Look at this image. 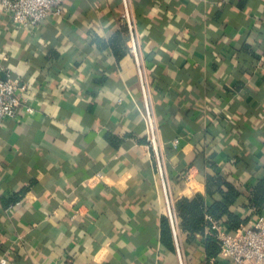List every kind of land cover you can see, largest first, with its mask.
<instances>
[{"label":"crops","instance_id":"1","mask_svg":"<svg viewBox=\"0 0 264 264\" xmlns=\"http://www.w3.org/2000/svg\"><path fill=\"white\" fill-rule=\"evenodd\" d=\"M175 201L221 173L254 226L264 178V0H130ZM122 0H65L15 26L0 6V76L26 106L0 127V259L6 264H179L166 219ZM118 33L123 39L110 46ZM177 141L175 147L173 142ZM240 228V229H241ZM178 238L186 264L204 238ZM173 240V239H172Z\"/></svg>","mask_w":264,"mask_h":264},{"label":"built area","instance_id":"2","mask_svg":"<svg viewBox=\"0 0 264 264\" xmlns=\"http://www.w3.org/2000/svg\"><path fill=\"white\" fill-rule=\"evenodd\" d=\"M65 0H0L3 12L10 17L12 23L19 27L37 28L49 16H61ZM124 14L121 22L128 35V50L133 57L143 99V109L148 126L147 146L151 150L161 191L164 197L166 219L169 223L179 264H186L178 238L180 221L171 191V180L168 171L164 142L161 138L160 126L156 119L151 98V88L145 74V66L140 45L137 24L130 0H122ZM26 86L17 78L8 75L0 76V127L6 119H13L23 109L32 113L34 109L26 106L24 99L18 94ZM175 147L177 141L173 142ZM213 229L221 245V255L233 264H264V217H260L254 226L241 228L230 233L223 226L214 223ZM0 259V264H6Z\"/></svg>","mask_w":264,"mask_h":264},{"label":"trees","instance_id":"3","mask_svg":"<svg viewBox=\"0 0 264 264\" xmlns=\"http://www.w3.org/2000/svg\"><path fill=\"white\" fill-rule=\"evenodd\" d=\"M118 39H123L121 33H118L115 40L109 41L110 46H114L113 43L118 44ZM206 186L209 196L216 192L222 196V199L208 204L203 196L197 195L192 200L183 199L178 201L176 211L181 229L190 240L197 235L204 238V250L207 260L210 261L217 260L221 255V245L217 233L213 229V224H219L227 232L235 233L243 225L248 224L249 221L241 219L231 211V206L236 203L240 191L233 184L227 182L220 172L215 177H209ZM214 187L217 189L215 192L212 191ZM250 206L257 215L262 214L264 211V178L252 189ZM163 238L168 246L171 242H174L167 219L163 222ZM215 264H218V262L216 261Z\"/></svg>","mask_w":264,"mask_h":264}]
</instances>
